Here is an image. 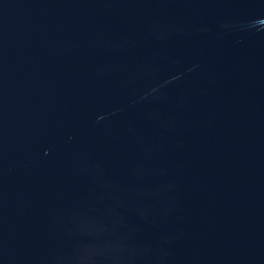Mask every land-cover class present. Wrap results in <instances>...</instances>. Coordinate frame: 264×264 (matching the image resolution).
<instances>
[{
	"label": "water",
	"instance_id": "water-1",
	"mask_svg": "<svg viewBox=\"0 0 264 264\" xmlns=\"http://www.w3.org/2000/svg\"><path fill=\"white\" fill-rule=\"evenodd\" d=\"M0 264H264V0H0Z\"/></svg>",
	"mask_w": 264,
	"mask_h": 264
}]
</instances>
